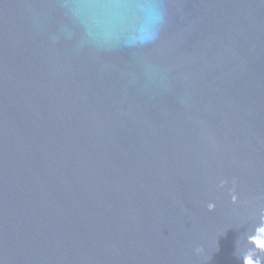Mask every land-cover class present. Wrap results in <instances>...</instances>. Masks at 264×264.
<instances>
[{
    "label": "water",
    "instance_id": "obj_1",
    "mask_svg": "<svg viewBox=\"0 0 264 264\" xmlns=\"http://www.w3.org/2000/svg\"><path fill=\"white\" fill-rule=\"evenodd\" d=\"M0 264H264V0H0Z\"/></svg>",
    "mask_w": 264,
    "mask_h": 264
}]
</instances>
